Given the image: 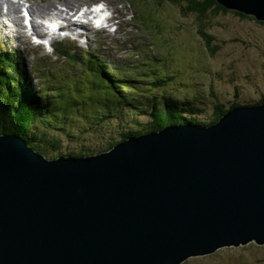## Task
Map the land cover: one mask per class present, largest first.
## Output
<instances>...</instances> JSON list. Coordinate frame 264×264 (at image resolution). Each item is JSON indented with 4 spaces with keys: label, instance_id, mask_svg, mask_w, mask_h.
<instances>
[{
    "label": "water",
    "instance_id": "1",
    "mask_svg": "<svg viewBox=\"0 0 264 264\" xmlns=\"http://www.w3.org/2000/svg\"><path fill=\"white\" fill-rule=\"evenodd\" d=\"M264 20V0H215ZM264 244V103L46 158L0 134V264H182Z\"/></svg>",
    "mask_w": 264,
    "mask_h": 264
},
{
    "label": "rangeland",
    "instance_id": "2",
    "mask_svg": "<svg viewBox=\"0 0 264 264\" xmlns=\"http://www.w3.org/2000/svg\"><path fill=\"white\" fill-rule=\"evenodd\" d=\"M72 1L28 2L36 7V14L39 8L42 12L50 9L56 14L51 9L55 5L63 9L67 5L75 11L79 7L83 9L91 0ZM101 1L109 8L116 26L100 32L91 30L87 37L69 40H61L62 33L57 32L59 28H54L57 32L54 45L69 53L83 54L88 47L112 60L116 57L127 59L126 65L119 69L121 74L130 71L138 77H163L161 85L156 88L140 89L138 82L133 85L144 93L159 91L165 86L164 90L176 99L192 102V107L198 110L188 115L197 123H206L215 117L214 104L226 106L234 101L256 100L261 93L264 94V23L254 17L227 11L223 7L216 12L202 10L198 18L194 11L188 14L183 11L185 2L182 0ZM8 15L13 16L12 13ZM37 20L41 19L37 16ZM22 27L18 20L14 22L12 18L7 20L0 15V47L12 50L26 67H32V62L36 61L40 65L56 67L55 74L46 79L40 73H34L35 77L38 76L36 78L43 80L41 84L53 83L57 76L63 79L59 88L65 94L59 106L68 110L67 118L61 120L67 129L56 131L57 142L43 146L46 158L103 151L110 142L122 137L128 125H139L138 120H146L144 112H134L123 103L106 108L114 114L108 112L107 117L100 119L97 109L106 102L116 101V98L99 84L93 89L88 87L86 84L91 77L77 63H66L63 61L65 57L61 56L55 64L56 56L51 47L42 44L34 47L24 29V36L19 37ZM128 41L131 45L127 44ZM141 82L149 84L150 81ZM91 93L92 100H86ZM74 101H77V110ZM182 264H264V244L252 241L237 247L224 246L211 254L189 257Z\"/></svg>",
    "mask_w": 264,
    "mask_h": 264
},
{
    "label": "trees",
    "instance_id": "3",
    "mask_svg": "<svg viewBox=\"0 0 264 264\" xmlns=\"http://www.w3.org/2000/svg\"><path fill=\"white\" fill-rule=\"evenodd\" d=\"M182 1L185 2L183 11L186 14L194 11L197 13L198 18H200L202 10L212 9L216 12L223 8L215 0ZM227 11L252 16L233 9H227ZM127 44L131 45L130 41ZM68 49L72 50L71 47H68ZM73 52L69 53L55 47L54 55L56 59L53 62L55 64L58 63L62 56L65 57L63 61L66 63H77L91 77V80L86 84L88 87L93 89L95 84H99L101 87H106L107 89L103 90H107L116 98V101L112 103L106 102L97 109L101 115L100 119L107 117L105 115L108 112L113 113L105 109L113 108L114 103H123L125 107L132 109L134 112H144V117H146L145 121L138 120V117H136L139 125H128V130L122 134V137L117 141L110 142L103 151L109 150L116 142L123 141L130 136L158 131L168 124L197 123L194 118L188 119L185 116V113L190 114L191 110H198L192 107V102L183 98V100L176 99V96H172L168 91L164 90L165 86H161L159 91L150 90L144 93L143 91H138L133 85L134 82H138L137 86L140 89L150 86L156 88L161 85L164 80L163 77H138L132 75L130 71H124L126 74H121L119 69L126 65L125 61L127 59L116 57L112 60L110 57L103 55V53H99L96 50L93 51L88 49V47L83 54ZM47 59L51 60L49 57ZM130 63L132 64L133 61H130ZM55 68L40 65L37 61L32 62V67L31 65L26 67L21 63L20 57L14 54L12 50L0 47V134L17 135L24 139L35 151L44 156L46 152L43 150V146L57 142L56 131L67 129L61 120L67 118L66 113L68 110H63L59 106L65 94V92L64 94L61 93L59 88L63 79L57 76L54 78L53 83L41 84L43 80L36 78L38 76L35 77L34 75L40 73V76L46 79L55 74ZM33 80H36V83H33ZM142 80L150 82L149 84H144L141 82ZM92 97L93 94L91 93L86 100L91 101ZM74 102L76 105L77 101ZM74 109H78L77 105ZM224 113L221 110L220 113L214 114L215 117L211 121L215 120L214 123H216ZM198 124L208 125V123ZM49 133H52V135L50 136ZM99 151L102 152L99 149L97 153ZM81 154L90 155L89 153L80 152L76 153L75 156Z\"/></svg>",
    "mask_w": 264,
    "mask_h": 264
},
{
    "label": "bare ground",
    "instance_id": "4",
    "mask_svg": "<svg viewBox=\"0 0 264 264\" xmlns=\"http://www.w3.org/2000/svg\"><path fill=\"white\" fill-rule=\"evenodd\" d=\"M29 0H25L24 2H20L19 0H0V15L5 17L7 20H12L16 22L17 20L22 23L23 27L20 31V36L23 37V29H24V17L23 14L28 16V22L31 26V29L34 33L38 35L47 36L51 41L57 39V32L62 33L61 40H69V39H76L82 36H88L89 32L91 31V26L88 22L80 21L79 18L82 17L81 14H87V10L82 8H78L77 10H73L69 8L67 5L66 9L57 8L56 5L54 8H51L56 14L52 11H44L42 12L41 8L36 9L38 15L35 12V8L33 3L28 2ZM25 2L27 5H25ZM71 3L73 1L71 0ZM2 6H5V12L1 10ZM81 6V5H80ZM85 6V5H84ZM34 7V8H33ZM107 7V6H106ZM84 8V7H83ZM24 11V13H22ZM81 11V14H80ZM12 13L13 16H9L8 14ZM36 16V19H35ZM37 16L41 20H37ZM123 16V15H122ZM19 18V19H18ZM21 19V20H20ZM260 22V20H259ZM264 22V20H262ZM44 28L45 30H41ZM54 28H59L61 32L54 31ZM81 29V30H79ZM59 35V34H58ZM97 40V39H96ZM91 43V42H90ZM95 46V45H94ZM99 48V47H98ZM44 51V50H43ZM50 53V52H49ZM242 106V105H239ZM237 106V107H239ZM253 106V105H249ZM235 108V107H234ZM232 110V109H231ZM202 125V124H200ZM211 125V124H210ZM208 126V125H203Z\"/></svg>",
    "mask_w": 264,
    "mask_h": 264
},
{
    "label": "flooded vegetation",
    "instance_id": "5",
    "mask_svg": "<svg viewBox=\"0 0 264 264\" xmlns=\"http://www.w3.org/2000/svg\"><path fill=\"white\" fill-rule=\"evenodd\" d=\"M216 2V1H215ZM258 21V20H257ZM260 23H263L262 21H260ZM261 96H259V98H257L256 100H248V101H245V102H240V101H234L233 103H230L226 106L224 105H221V104H214V113L217 114V113H220V111H228L234 107H237L239 105H257V104H262L264 103V94L261 93L260 94ZM192 112L190 114H192L195 110H191ZM185 116L188 118V119H193V117H189L188 113H185ZM215 121V120H214ZM214 121L212 120H207L206 123H208V125L210 124H213ZM198 124V123H197Z\"/></svg>",
    "mask_w": 264,
    "mask_h": 264
}]
</instances>
